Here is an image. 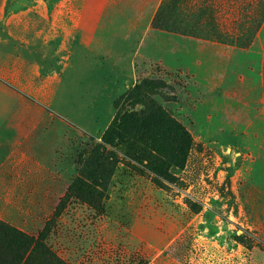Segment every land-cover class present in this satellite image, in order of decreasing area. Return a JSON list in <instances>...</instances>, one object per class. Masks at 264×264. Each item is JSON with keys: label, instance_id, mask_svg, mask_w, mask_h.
Segmentation results:
<instances>
[{"label": "rangeland", "instance_id": "374dc122", "mask_svg": "<svg viewBox=\"0 0 264 264\" xmlns=\"http://www.w3.org/2000/svg\"><path fill=\"white\" fill-rule=\"evenodd\" d=\"M45 1L51 22L95 34L48 61L63 73L45 101L16 102L29 114L0 147V220L44 231L65 264H264V0ZM132 39L124 85L131 56L115 70L107 55ZM136 87L190 134L168 179L104 141L143 116Z\"/></svg>", "mask_w": 264, "mask_h": 264}, {"label": "crops", "instance_id": "0c3cea01", "mask_svg": "<svg viewBox=\"0 0 264 264\" xmlns=\"http://www.w3.org/2000/svg\"><path fill=\"white\" fill-rule=\"evenodd\" d=\"M45 2V0H0V147L7 146L9 144L7 142L13 139L11 131L8 130L9 125H13L12 118L15 115L29 114V108L27 110L16 108V102L18 106L21 103H29L31 94L35 100L45 101L47 86L61 81L60 75L63 70L48 66V61L55 55H61V60H69L68 54L71 50L69 46L72 42L81 37V40H87L83 44L85 42L88 44L90 43L88 40H91L95 34L93 24H86L81 26L82 28L77 24L68 29L66 26L51 22ZM120 18L123 16L120 15ZM86 20H94V16L90 19L87 17ZM63 32L66 41L57 39V36ZM134 32L135 28L130 25L128 33L131 35ZM139 36L138 46L141 48L142 33ZM121 44L126 45V52L116 53L113 50L115 54L107 56L113 60L115 70L121 69L119 62L122 56H131L128 63L130 72L123 79L124 85H130L136 80L133 52L137 50V41L132 39V42L128 40ZM91 50L96 51V48L91 46ZM91 50L88 48L89 52ZM64 54H67L66 57H63ZM62 64L66 66L64 63H59L61 66ZM0 152L5 154L4 148H0Z\"/></svg>", "mask_w": 264, "mask_h": 264}, {"label": "trees", "instance_id": "16d2710c", "mask_svg": "<svg viewBox=\"0 0 264 264\" xmlns=\"http://www.w3.org/2000/svg\"><path fill=\"white\" fill-rule=\"evenodd\" d=\"M141 93V87H136L132 98L143 101L145 95ZM142 105L145 112L138 119L127 116L115 118L104 135V141L117 147H127L129 158L147 162L156 177L168 179L170 169L182 166L187 157L192 146L190 134L154 102ZM130 133L145 145L144 151L128 140ZM153 148L155 152L151 155L148 150ZM136 150L137 154H133ZM0 264L65 263L47 247L44 231L34 236L0 220Z\"/></svg>", "mask_w": 264, "mask_h": 264}]
</instances>
